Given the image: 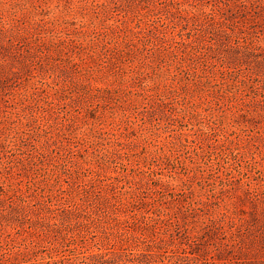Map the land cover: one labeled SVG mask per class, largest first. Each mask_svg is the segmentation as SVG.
Listing matches in <instances>:
<instances>
[{
    "label": "rangeland",
    "instance_id": "1",
    "mask_svg": "<svg viewBox=\"0 0 264 264\" xmlns=\"http://www.w3.org/2000/svg\"><path fill=\"white\" fill-rule=\"evenodd\" d=\"M0 264H264V0H0Z\"/></svg>",
    "mask_w": 264,
    "mask_h": 264
}]
</instances>
